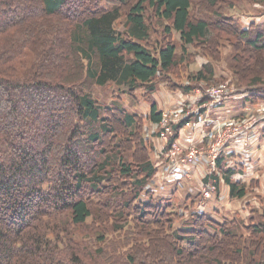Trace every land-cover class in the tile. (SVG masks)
Listing matches in <instances>:
<instances>
[{"label":"trees","instance_id":"1","mask_svg":"<svg viewBox=\"0 0 264 264\" xmlns=\"http://www.w3.org/2000/svg\"><path fill=\"white\" fill-rule=\"evenodd\" d=\"M241 1L260 4L264 13V0H207L208 14L199 17L192 15L194 0H0V264H224L218 258L228 257L226 250L244 258L247 246L243 264H254L256 255L255 264H264V223L254 228L258 240L247 243L235 222L204 212L184 218L173 195L148 190L158 168L139 135L137 114L119 96L103 103L95 93L109 85L155 91V79L189 57L188 46L201 43L219 53L213 37L226 36L231 69L238 82L249 79L246 90H235L264 104L250 85L264 82V23L240 24L233 14ZM148 6L165 22V36L179 33L180 56L174 43L152 42ZM28 50L36 58L32 69L8 71ZM248 52L260 67L243 61ZM211 60L177 85L178 92L212 79ZM109 113L120 117L109 122L103 115ZM150 117L161 120L155 103ZM224 160L203 182L217 191L226 183L232 198L245 197L244 168Z\"/></svg>","mask_w":264,"mask_h":264},{"label":"rangeland","instance_id":"2","mask_svg":"<svg viewBox=\"0 0 264 264\" xmlns=\"http://www.w3.org/2000/svg\"><path fill=\"white\" fill-rule=\"evenodd\" d=\"M207 0H194V6L192 9V15L193 16H202L203 14H208V12L205 11V5ZM203 4V5H201ZM237 10L233 14L235 18L238 17L239 23H243L244 18L247 16L249 20H257L260 18L264 13H260L263 10V7L260 4H254L249 1H241L239 2L237 6ZM260 14H258V13ZM147 18L148 23L151 26L152 32V42L155 43V41L160 40H166L170 43H174L178 47V54L179 56L182 54L181 51V38L179 33L173 31L170 36L164 35V26L165 22L160 20L156 16V12L148 6L147 8ZM262 22H259V24L264 23V19H261ZM59 22V20H58ZM56 22V23H58ZM124 20H121L118 24L119 28L121 30L124 29L123 27ZM54 22L49 26L50 29L52 28ZM59 24V23H58ZM244 24V23H243ZM64 25V24H63ZM60 26V25H59ZM62 26V25H61ZM63 27V26H62ZM53 29H55L53 27ZM58 29V28H57ZM56 32L55 30H53ZM219 41H217L216 37H213V40L218 44V48L220 47L219 53H213L211 49L205 48L204 44L197 43L195 45L188 46V52L189 57L186 58V61L179 60V64L175 66L169 75H160L155 79L156 84V90L150 91L149 85H140L136 91L126 92L122 91V89H119L116 85H109L106 87H99L96 86L95 93L100 98V100L103 103H110L111 101V95H117L120 97V102L123 104V106L131 113H136L137 117L139 118L140 122V130L139 135L143 138V140H146V143L149 145V150L151 157L153 161H156L155 155L152 151V147L154 145L153 143V136L150 135L149 128L152 125L151 121V107L152 103L157 104L158 110H164L167 109L175 103L174 100L176 98V94H178V87L177 85L184 83H188V79L190 78V75L196 74L198 71H200L203 68V65L208 63L209 60H211L209 57H207V54H213L214 58L212 61V64L214 66V77L212 79H202L197 82H194L195 84H191L194 86V91H198V89H209V90H215L218 91V87L225 85L226 87L233 86L234 88L241 87L242 89L246 90L245 85L249 84L247 79L244 82H238L237 74L233 69H231V59L233 55V49H232V43L231 40L228 39L226 36L218 37ZM34 52V56L37 54L36 48H32ZM256 53L248 52L246 54V59L243 61L245 62L247 59H251V63L254 64V66L260 67L261 62L256 61L255 56ZM34 56L30 53V50H28L26 53H22L11 61L10 67L7 65V70L11 72H24L27 69H32V66L35 63L36 58L33 60ZM261 56L264 57V54ZM264 63V62H263ZM8 64V63H7ZM253 65L245 66V70L249 71ZM255 68V67H254ZM18 70V71H16ZM19 73V72H18ZM253 77H257L258 75H252ZM252 78V77H251ZM262 79V78H259ZM264 80V79H263ZM238 82V83H237ZM264 82L261 81L259 83H250V85H254V94L259 97L260 95L264 96V92L260 89L261 85ZM260 90V91H259ZM130 93V94H129ZM246 94L247 96L250 95V92H241ZM264 98V97H263ZM250 99H239V100H232L226 103V108H231L233 105L239 104L241 101H247ZM258 101H263L264 99L260 98ZM250 100V105H251ZM252 105H263L258 103H252ZM238 107H242L241 105H237ZM104 116H107V120L109 122H114L119 118L120 116L116 113H109V114H103ZM119 116V117H118ZM263 126L259 128L260 133H264V122L262 123ZM118 127H121L120 125ZM119 132L120 130L117 129ZM258 144L254 146V160L255 156L258 153V146H262L261 150L264 151V136L261 137L260 142H257ZM264 152H262L263 154ZM260 160L257 162L256 166H259ZM250 180L248 179L246 188L248 189L245 197L243 198H232L229 194V187L226 183H223L221 186L222 189V196H221V189H219L216 199H211L208 202L204 201L205 210H208L205 212L208 216L216 219L219 222H235V225L238 226V228L241 230L242 233H244L245 237H250L248 239L247 243H249V240L257 241L261 233H256L254 231V228L257 226H260L261 223H264L263 214H264V166L258 167L257 170H254L252 173V176H249ZM154 179V178H153ZM152 179V180H153ZM253 183V184H252ZM198 185L201 184V182L197 183ZM252 184V185H251ZM197 185V186H198ZM171 188V187H170ZM176 191L175 194H173V202L175 208L178 209L179 214L183 215L184 218L188 215V213H185L186 209L193 208L196 201L199 200V196H193L190 194L188 190V184L184 185H175L174 188H172ZM168 191V194H171V190ZM199 189V186H198ZM163 195L162 198L171 197L167 196L166 194ZM161 198V197H160ZM157 198V199H160ZM220 198V201H217ZM158 201V200H157ZM209 204V205H207ZM220 207V210L214 211L213 209H218L217 207ZM158 210V208H157ZM189 214L188 216H190ZM92 220L89 221V223ZM102 225H105L104 219L101 221ZM108 225L110 224V221L108 220L106 222ZM174 226L176 228H180L183 226L182 218L173 219ZM227 224V223H226ZM242 228V229H241ZM90 231V230H89ZM113 236V235H111ZM264 238V237H263ZM264 242V239H263ZM246 243V245H247ZM228 245V244H227ZM236 244L234 243L233 246L235 247ZM250 249V246L246 247L244 258L237 257L235 254H229L228 250L225 251V253L228 254V257L221 256L218 260L222 261L224 264H243L247 263V257H248V251ZM263 253V254H262ZM226 254V255H227ZM262 255L264 256V249L261 251L260 257L262 259ZM260 259V260H261ZM259 260V261H260ZM258 261V255H256L254 259L255 262Z\"/></svg>","mask_w":264,"mask_h":264},{"label":"built area","instance_id":"3","mask_svg":"<svg viewBox=\"0 0 264 264\" xmlns=\"http://www.w3.org/2000/svg\"><path fill=\"white\" fill-rule=\"evenodd\" d=\"M261 19L264 14L251 21L262 22ZM248 21L246 16L243 22ZM218 89L196 92L193 88L190 93L176 94L173 106L162 110L161 120L152 122L149 128L158 172L147 188L155 196L168 195L175 185L188 184L190 194L200 197L193 208L186 209L188 215L208 211L204 201L216 199L218 186L203 180L219 172L220 157L225 156L227 167L242 166L244 180L255 169L254 146L262 137L259 127L264 122V104L251 103L244 106L240 115L215 118L213 112L221 103L246 96L231 86ZM181 123L184 126L178 130L176 127ZM171 193L176 191L172 189Z\"/></svg>","mask_w":264,"mask_h":264},{"label":"crops","instance_id":"4","mask_svg":"<svg viewBox=\"0 0 264 264\" xmlns=\"http://www.w3.org/2000/svg\"><path fill=\"white\" fill-rule=\"evenodd\" d=\"M239 99H248L246 96H243V97H239L237 99H233V100H239ZM229 101H232L231 99L227 100L226 102H223L220 104V106L214 110L213 114H216V117L215 118H222V117H228V116H236V115H240V113L243 111L244 109V106L245 105H248L250 103V100H247V101H241L239 104L237 105H241L242 107H238L237 105H233V107L231 108H226V103L229 102ZM264 134V133H263ZM261 147L262 146H258V153L257 155L255 156V170L258 169V167L260 168L261 166H264V153L262 154V151L261 150ZM260 160V164L259 166H256L257 162ZM197 176H200V172L197 174ZM252 176V174L250 175ZM223 184V183H222ZM222 186V185H221ZM221 186H220V189H221ZM222 189H221V196H222ZM217 201H220V198L217 200ZM214 207H217L219 210H220V207L218 206H214Z\"/></svg>","mask_w":264,"mask_h":264}]
</instances>
